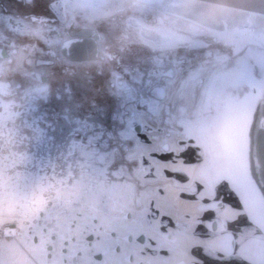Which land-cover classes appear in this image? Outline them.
Wrapping results in <instances>:
<instances>
[{"label": "snow or ice", "instance_id": "1", "mask_svg": "<svg viewBox=\"0 0 264 264\" xmlns=\"http://www.w3.org/2000/svg\"><path fill=\"white\" fill-rule=\"evenodd\" d=\"M46 19L55 26V13ZM257 63L264 70V57ZM242 72L252 76L248 65ZM165 75L121 69L90 96L65 88L38 97L24 121L34 130L28 144L6 147L0 137V204L5 195L20 202L11 216L0 213V264H137L146 252L168 251L169 234L188 218L178 211L191 205H198L195 227L207 233L205 244L264 264V243L234 236L235 221L224 219L230 211L245 215L264 231V199L245 212V177L219 174L203 142L227 105L210 103L198 116L178 110L159 91ZM42 109L56 127L41 126L35 114ZM6 125L0 111V130ZM258 175L253 191L264 197V172Z\"/></svg>", "mask_w": 264, "mask_h": 264}, {"label": "rangeland", "instance_id": "2", "mask_svg": "<svg viewBox=\"0 0 264 264\" xmlns=\"http://www.w3.org/2000/svg\"><path fill=\"white\" fill-rule=\"evenodd\" d=\"M52 4L55 8H50ZM25 12L29 15H23ZM50 13H55V26L46 19ZM73 24L95 29L98 33L90 41L99 40V32H103L98 61L71 63L63 56L67 54L65 47L75 38H69L61 49L62 39L49 42L43 36L47 33L51 37ZM130 54L135 56L129 57ZM260 55H264V0H0V111L7 117L0 137L6 147L28 144L34 130L24 121L31 118L29 108L38 97L53 96L65 88H71L77 97L90 96L102 80L121 69L158 76L173 67L174 77L166 73L162 78L166 88H170L164 101L198 116L208 99L225 103L244 61L253 64L254 75L263 78L264 71L257 63ZM247 90L233 89L240 95ZM35 115L42 118L41 126L56 127L51 113L45 114L42 109ZM221 118L204 131L203 142L214 150L216 166L223 175L226 171L219 141ZM49 134L56 135L50 129ZM19 210L18 200L3 197L0 213L8 217ZM244 211L251 209L246 206ZM198 212V205L179 209L178 215L187 213L188 218L181 219L179 229L170 233L174 237L166 246L172 250L168 248L160 256L146 252L137 257V264H149L144 257H161L166 264L172 257L188 258V254L192 264H197L196 248L211 256L203 241L207 233L195 227ZM232 213L235 212L230 211L225 218ZM227 220L235 221L230 231L238 232V236L264 239V231L249 224L245 215ZM215 222L219 229L221 220ZM205 227H210L207 222Z\"/></svg>", "mask_w": 264, "mask_h": 264}, {"label": "bare ground", "instance_id": "3", "mask_svg": "<svg viewBox=\"0 0 264 264\" xmlns=\"http://www.w3.org/2000/svg\"><path fill=\"white\" fill-rule=\"evenodd\" d=\"M92 48L89 47V54L92 53ZM72 51V49L68 50V53L71 54ZM261 57L264 55H260ZM245 65L252 69L250 78L242 72ZM252 65L248 61H244L243 66L241 65L242 68L234 77L232 88L224 103L227 105V109L221 114L219 128V141H221L225 171L234 177H245L244 184L247 190H241L244 200L248 204L247 207L251 211L257 207L261 199H264L254 193V186L251 183L253 177L259 179L258 172H264V77L254 75L255 70ZM244 87L249 88L244 95L233 91V89L238 90ZM210 103H212L211 99L208 101V104ZM249 168H251L252 176H248Z\"/></svg>", "mask_w": 264, "mask_h": 264}, {"label": "flooded vegetation", "instance_id": "4", "mask_svg": "<svg viewBox=\"0 0 264 264\" xmlns=\"http://www.w3.org/2000/svg\"><path fill=\"white\" fill-rule=\"evenodd\" d=\"M71 26V27H70ZM42 29V28H41ZM52 33V32H51ZM98 32H96V30L95 29H93V28H90V27H77V26H75V24H73V25H67L66 26V28H64L61 32H59V31H57L56 32V35H53V34H51L52 36L51 37H48V34L47 33H44L43 34V36L47 39V41H49V42H52V41H54L56 38L58 39V40H60V39H62L61 41V45H60V47H61V49H62V47H63V45H64V43L70 38V40L72 39V38H80V39H87V40H90L91 38H93V37H95V35L97 34ZM100 34V39L99 40H96L97 41V43H98V56H97V58H95V59H90V60H73L71 57H75L76 58V56H81V55H83V57L85 56H91L90 54H81V53H78V52H76V51H72V53L70 54V53H68V50H71V49H69V47L68 46H66L65 47V49H66V52H67V54H64L65 56H63L66 60H70L71 62H74V63H83V62H89V61H98L99 60V58L101 57V42L102 41H104V34H103V32H99ZM129 35H126V37H128ZM54 39V40H53ZM130 42H133L132 40L130 41ZM131 56H135V54H130L129 55V57H131ZM136 56H139V54H136ZM82 57V58H83ZM134 58V57H133ZM166 73H167V75L168 76H171V78H172V76L174 77V75H175V69L173 68V67H171V68H167V70H166ZM171 78H168L169 80L171 79ZM162 81H163V79H162ZM161 83H163V82H161ZM168 89H170V88H166V85H165V83H163V86H162V88L160 89V92L162 93V95L164 96V97H166L167 96V91H168ZM192 92V91H191ZM208 101H209V99H208ZM220 143H221V141H220ZM222 149V148H221ZM244 202H245V200H244ZM245 204H246V202H245ZM247 206V205H246ZM142 264H144V262H142Z\"/></svg>", "mask_w": 264, "mask_h": 264}, {"label": "crops", "instance_id": "5", "mask_svg": "<svg viewBox=\"0 0 264 264\" xmlns=\"http://www.w3.org/2000/svg\"><path fill=\"white\" fill-rule=\"evenodd\" d=\"M199 214V212H198ZM236 215L235 213H232L230 216H234ZM230 216H228L227 218H230ZM227 218H224L227 220ZM218 225V224H217ZM231 233L234 235V236H237L245 241H250L252 242L253 244H260V243H264V239L259 237V236H254V237H250V238H243L241 236H238V232H232ZM237 234V235H236ZM172 238L174 237L173 234H169ZM171 242H169L168 244H170ZM206 248L208 250V254L211 255L212 257H221L225 260L229 259V260H234L235 262H238L240 264H245V261L242 260V259H239L237 257H231V256H228V255H221L216 249L210 247L208 248L209 246L206 244ZM168 248L169 250L171 251L172 250V247H170L168 245ZM188 251V250H187ZM146 259V262H148L149 264L151 263H155L156 264H164V262H166L165 259L161 258V257H157L156 259L155 258H152V257H144ZM168 260V259H167ZM143 261V260H141ZM193 261L191 258H189V254H188V258L187 256L186 257H172L171 260L169 261V263L167 262L166 264H192Z\"/></svg>", "mask_w": 264, "mask_h": 264}, {"label": "water", "instance_id": "6", "mask_svg": "<svg viewBox=\"0 0 264 264\" xmlns=\"http://www.w3.org/2000/svg\"><path fill=\"white\" fill-rule=\"evenodd\" d=\"M87 40V39H80V38H75L73 39V41L71 40L69 43H68V47L69 49H72L74 51H78L79 49L81 50V54H89L88 53V49L89 47H93L92 48V53L90 54L91 56H81V57H71L73 60H90V59H95L97 58L98 56V44H97V41L96 40ZM87 42H89V44H87ZM75 46L77 48L73 49L72 46ZM79 50V51H80ZM78 51V52H79ZM87 51V52H86ZM83 57V58H82ZM214 224L216 225V228H217V222H214Z\"/></svg>", "mask_w": 264, "mask_h": 264}, {"label": "trees", "instance_id": "7", "mask_svg": "<svg viewBox=\"0 0 264 264\" xmlns=\"http://www.w3.org/2000/svg\"><path fill=\"white\" fill-rule=\"evenodd\" d=\"M71 62L70 60H67ZM74 63V62H71ZM194 254L198 257L199 262L197 264H240L234 260H225L221 257H211L203 253L201 248H196Z\"/></svg>", "mask_w": 264, "mask_h": 264}]
</instances>
